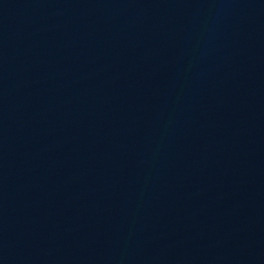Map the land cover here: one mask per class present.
<instances>
[{"label":"water","instance_id":"obj_1","mask_svg":"<svg viewBox=\"0 0 264 264\" xmlns=\"http://www.w3.org/2000/svg\"><path fill=\"white\" fill-rule=\"evenodd\" d=\"M0 264H264V0H0Z\"/></svg>","mask_w":264,"mask_h":264}]
</instances>
